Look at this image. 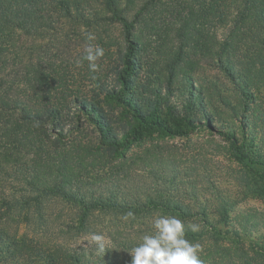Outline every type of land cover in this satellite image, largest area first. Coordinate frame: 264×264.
Masks as SVG:
<instances>
[{
	"label": "trees",
	"instance_id": "16d2710c",
	"mask_svg": "<svg viewBox=\"0 0 264 264\" xmlns=\"http://www.w3.org/2000/svg\"><path fill=\"white\" fill-rule=\"evenodd\" d=\"M156 2L0 0V264H130L128 252L142 243L134 237L118 235L100 253L95 244L47 246L18 227L41 218L51 199L80 210L82 227L92 213L185 214L171 205V185L181 192L171 159L151 146L130 152L150 132L182 135L180 119L223 135L231 157L252 174L253 192L264 196V158L246 122L237 132L223 118L224 109L234 119L242 106L255 114L253 88L264 86V0H182L183 14L162 28L144 15ZM141 24L155 32V50V41L138 30ZM218 25L228 27L223 39ZM89 32L95 35L91 43L104 49L96 72L87 61L76 66L84 54L76 42L86 41ZM196 57L216 65L231 87L226 81L220 107L212 97L217 83L201 86L184 74L183 115L171 121L170 114L161 115L162 97L151 88V75L163 81L166 72L171 94L168 86L181 63H196ZM88 128L95 142L74 139ZM140 173L150 185L134 179ZM157 192L170 199L158 202Z\"/></svg>",
	"mask_w": 264,
	"mask_h": 264
},
{
	"label": "rangeland",
	"instance_id": "374dc122",
	"mask_svg": "<svg viewBox=\"0 0 264 264\" xmlns=\"http://www.w3.org/2000/svg\"><path fill=\"white\" fill-rule=\"evenodd\" d=\"M157 1L155 6H150L144 11L148 23L157 28L170 26L184 12L182 6L185 4L182 0ZM149 26L144 29L141 24L138 30H142L147 42L155 41V32ZM227 32L226 26L218 25L216 28L219 39H223ZM87 43L85 40L77 41V49L84 50ZM156 45L155 41L152 44L154 50ZM149 57L154 59L156 55L151 53ZM201 59L196 57V63H181L180 74L168 86L171 94L167 92V84L164 82L168 79L166 72H162L163 81L157 80L158 73L151 75L150 86L162 97L161 115L170 114L171 121L183 115L186 93L182 94L180 88L184 74L190 75L201 86L203 84L207 87L211 82L217 83L219 93L213 95L211 92L215 103L221 107L219 100L227 94V79L216 65L205 63L204 58ZM159 65L160 63H155L153 68L160 70ZM145 71L146 69H142L138 73L140 79L145 75ZM227 85L231 87L229 81ZM253 95L255 114H251V110L244 111L249 107L242 106L234 119L230 117L232 112L224 109L223 118L231 122L237 132H241V123L245 121L249 139L264 158V86L257 85L253 88ZM231 101H236L233 96ZM180 121L179 129L183 130L182 135L166 136L150 132L140 144L130 148V152H141L151 146L157 149L159 155L171 159L172 169L178 173L176 187L181 192L173 191L171 185V199L167 198L165 192L153 193L155 198L161 203L170 199L173 207L182 209L185 213H172L171 216H176L184 222L188 240L200 244L198 255L202 264H264V196L253 192L252 174L234 161L223 141V135H219V132H211L201 124L189 125L181 119ZM171 126L176 128L172 122ZM89 130L90 128L77 131L74 139L80 137L84 141L95 142L96 135L91 134ZM137 177L138 183L150 185V178L146 174L140 173L134 176V179ZM160 188H164V185ZM80 212L64 201L51 199L43 204L41 218L20 224L18 230L28 239L47 246L94 245L93 234L103 235L105 245L112 246L113 238L118 235L142 241L145 234L155 232L153 218L164 215L161 211H154L152 215L143 213L135 218L113 213H92L85 218L87 225L84 228L78 218ZM190 225H197L199 230L191 231Z\"/></svg>",
	"mask_w": 264,
	"mask_h": 264
},
{
	"label": "clouds",
	"instance_id": "9594fccd",
	"mask_svg": "<svg viewBox=\"0 0 264 264\" xmlns=\"http://www.w3.org/2000/svg\"><path fill=\"white\" fill-rule=\"evenodd\" d=\"M88 42L84 54L76 61V66H82L87 61L91 72L99 69L97 61L104 56V49L95 40L93 33H86ZM132 215V213H128ZM191 231L199 230L197 225L189 226ZM155 232L145 234L142 243L133 248L129 253L130 264H202L199 258L201 246L191 242L185 235V224L176 216L160 215L153 218ZM92 241L100 253L105 252V239L101 234H93Z\"/></svg>",
	"mask_w": 264,
	"mask_h": 264
}]
</instances>
